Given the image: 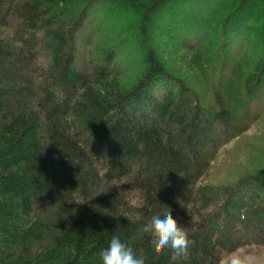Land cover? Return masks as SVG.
<instances>
[{
  "label": "trees",
  "instance_id": "16d2710c",
  "mask_svg": "<svg viewBox=\"0 0 264 264\" xmlns=\"http://www.w3.org/2000/svg\"><path fill=\"white\" fill-rule=\"evenodd\" d=\"M77 1L0 0V264H100L113 234L143 249L145 264H219L264 245V177L202 183L242 132L264 61L201 105L145 43L153 16L178 0H132L148 48L140 80L120 88L109 62L76 65L88 7L74 14ZM252 11L264 20V0H234L222 26ZM158 203L187 230L186 257L143 231Z\"/></svg>",
  "mask_w": 264,
  "mask_h": 264
},
{
  "label": "rangeland",
  "instance_id": "374dc122",
  "mask_svg": "<svg viewBox=\"0 0 264 264\" xmlns=\"http://www.w3.org/2000/svg\"><path fill=\"white\" fill-rule=\"evenodd\" d=\"M130 1H77L74 14L88 6L75 50L78 68L94 63L107 66L109 62L111 78L120 88L128 89L140 80L145 70L143 52L149 47L170 76L197 94L201 105L210 106L221 83L237 80V74L245 80L255 65L264 61V32L260 28H264V20L258 19L257 13L245 14L249 18L243 25L222 26L234 0H178L166 6L147 27L148 47L138 34ZM101 51L103 55L98 57ZM217 73L220 79L216 82ZM261 84L255 100L245 106L242 132L218 149L203 184L235 186L247 178L264 177V77ZM241 102L247 105L243 98ZM240 250L252 258V264H264V245Z\"/></svg>",
  "mask_w": 264,
  "mask_h": 264
},
{
  "label": "clouds",
  "instance_id": "9594fccd",
  "mask_svg": "<svg viewBox=\"0 0 264 264\" xmlns=\"http://www.w3.org/2000/svg\"><path fill=\"white\" fill-rule=\"evenodd\" d=\"M143 231L151 234L155 248L171 249L177 256L188 255L192 241L185 227L173 217L169 206L158 203ZM145 259L143 249L134 248L119 234H113L107 246L99 252L100 264H145ZM219 264H252V258L242 250H233L223 255Z\"/></svg>",
  "mask_w": 264,
  "mask_h": 264
}]
</instances>
